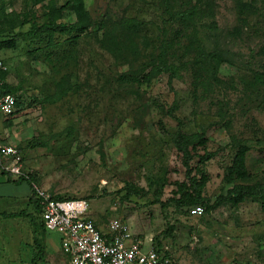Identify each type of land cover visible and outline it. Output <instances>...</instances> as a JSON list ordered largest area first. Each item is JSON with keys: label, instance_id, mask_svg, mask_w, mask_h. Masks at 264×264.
<instances>
[{"label": "rangeland", "instance_id": "rangeland-1", "mask_svg": "<svg viewBox=\"0 0 264 264\" xmlns=\"http://www.w3.org/2000/svg\"><path fill=\"white\" fill-rule=\"evenodd\" d=\"M74 1L0 0V59L18 100L9 126L31 179L0 201L1 213L29 215H0V264H39L38 247L50 264L68 261L44 250L31 186L83 200L102 230L125 222L173 264H264L260 202L229 199L264 185V0H82L90 26L75 42L33 32L77 22ZM189 5L198 15L184 27L173 13Z\"/></svg>", "mask_w": 264, "mask_h": 264}, {"label": "built area", "instance_id": "built-area-1", "mask_svg": "<svg viewBox=\"0 0 264 264\" xmlns=\"http://www.w3.org/2000/svg\"><path fill=\"white\" fill-rule=\"evenodd\" d=\"M3 70L0 61V73ZM3 85L0 78V115L11 117L17 100L13 94L3 92ZM19 162L14 146L0 145V164L4 172L14 177L23 176ZM37 199L44 229L59 236L60 248L69 264H173L165 251L151 245L146 247L121 220H110L102 230L88 217V205L83 200H53L43 193L38 194ZM202 212L200 206L189 210L192 216Z\"/></svg>", "mask_w": 264, "mask_h": 264}, {"label": "trees", "instance_id": "trees-1", "mask_svg": "<svg viewBox=\"0 0 264 264\" xmlns=\"http://www.w3.org/2000/svg\"><path fill=\"white\" fill-rule=\"evenodd\" d=\"M72 9L76 15L77 18V22L72 23V24H65V23H56L54 20H50L47 24L42 25L41 27H35L33 29V32H37V31H50V32H58L60 34H65L70 36L69 38V42H75V41H71L72 40H76L78 38V36L84 32L89 25V23L85 20V13L82 9V0H75L72 3ZM206 8L209 9V2L206 3ZM238 17L240 20H242L244 24V26L247 28V22L244 19L243 16V10L241 11V8L238 10L237 12ZM173 15L176 18V21H178L179 25H183L184 27H188L189 25L193 24V19L195 16L198 15L197 13V9L194 6H185L183 7V10L174 12ZM192 26V25H191ZM113 38L110 37V42H113ZM8 44V43H6ZM4 43L0 44V47H5ZM169 44V42L165 43V45L163 46V48H161V52L158 55V64L162 65L164 60H165V56L167 51L166 47ZM11 45V44H10ZM7 46V45H6ZM114 52H116V48L114 50ZM166 52V53H165ZM120 53V52H119ZM211 54V53H209ZM202 58L205 59L206 56H198L195 55L194 56V64L200 65L202 63ZM223 62L222 57L219 56H212V65H211V69L214 70V72L217 70L218 66L220 65V63ZM200 69V68H198ZM197 69V70H198ZM208 69V68H207ZM171 74V76H173L175 69L173 67L169 68L168 70ZM196 72V71H195ZM146 76L144 77H125V80L130 81V82H135V83H140L141 79H145ZM148 79V78H146ZM2 90L4 93H10L13 94L15 96L14 93L11 92V88L9 89L7 86L3 85ZM16 97V96H15ZM17 100V97H16ZM16 104H18V100L16 101ZM0 174L2 175H6L7 176V182L11 183L15 186L21 185L23 183H28V185H30L31 183V179L30 176L27 174H24L23 176H19L16 177L17 179L12 180L11 179V174L4 172L1 167H0ZM31 191H32V198L34 199L33 201V206L36 208V210L40 213V228L43 232H46L43 226V222L41 220V204H40V200L37 199V193L35 192V190L32 188V186L30 187ZM235 189V194L231 193L229 196L230 200H233L234 204H239L240 202H242L245 198H250L254 201L260 202L262 210L264 211V185H262L261 187H250L247 185H238L236 187H234ZM185 196V195H184ZM51 199L53 200H66L68 198H62V197H55V196H50ZM193 201L190 197H188L187 201ZM178 205H184L186 204L185 201H181L177 203ZM195 206V205H194ZM199 206V205H197ZM0 215L2 217L5 218H11V217H28V214H24L23 212H19V213H10V214H5V213H0ZM158 249V248H157ZM34 260H38L40 261L42 264H46L45 261L43 260V251L41 248H35L34 251Z\"/></svg>", "mask_w": 264, "mask_h": 264}, {"label": "crops", "instance_id": "crops-1", "mask_svg": "<svg viewBox=\"0 0 264 264\" xmlns=\"http://www.w3.org/2000/svg\"><path fill=\"white\" fill-rule=\"evenodd\" d=\"M3 42L4 41H0V44H2ZM0 48H2V47H0ZM0 61L4 65V70L1 71L0 78L2 79L3 82H5L4 85L10 89V86H9L10 84L8 83V80L5 78V74L7 72V67H6L5 63L2 61V59H0ZM17 105H16V111H17ZM16 111H15V113H16ZM15 113H14V115H15ZM13 116L3 117L0 115V145H12L16 148V146L14 144L17 142V138H15V136H13V134L15 133L14 132L15 128L13 126L12 127L9 126V124H10L9 121L13 118ZM13 123H14V121H13ZM0 167H1V164H0ZM0 175H2V174H0ZM11 177H13V176H11ZM25 188L27 189V187H25ZM22 190H24V184H22L20 186H15L11 183H8L7 178H3V177L1 178L0 177V201L8 200L10 197H15L20 193V191L22 192ZM47 238H49V233L44 232V237H43V240H44L43 245L45 247L44 250L49 251V250H52L53 247H57L60 250L63 258L64 257L67 258L66 255L63 253V251L60 248L59 238H57V245L47 244L46 243ZM43 260L45 261L46 264H50L44 259V255H43ZM37 262H39V264H42L40 261H37ZM66 262H67L66 264H69L68 261H66Z\"/></svg>", "mask_w": 264, "mask_h": 264}]
</instances>
